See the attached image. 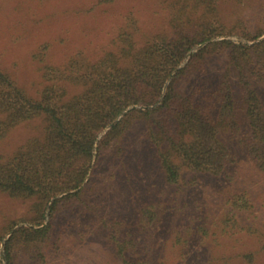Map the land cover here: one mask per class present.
Wrapping results in <instances>:
<instances>
[{
  "label": "trees",
  "instance_id": "obj_1",
  "mask_svg": "<svg viewBox=\"0 0 264 264\" xmlns=\"http://www.w3.org/2000/svg\"><path fill=\"white\" fill-rule=\"evenodd\" d=\"M166 8L164 28L142 31L131 16L95 58L77 50L56 63L41 46L36 95L0 69V141L20 124L41 120L38 135L0 154V193L34 199L35 214L29 228L5 232H11L3 241L7 264H15L13 243L21 237L43 251L57 246L45 215L89 189L105 152L119 157L136 122L166 184L181 190L206 176L216 196L197 193L207 200L177 208L172 227L159 207L136 209L137 236L152 231L147 248L121 221L100 217L121 264H260L264 217L252 219L253 192L236 180L246 164L264 186V23L226 24L218 0H171ZM226 34L252 43L212 40ZM189 77L196 80L182 81ZM136 168L140 175L141 165ZM246 240L253 242L248 249ZM155 247L173 263L152 258ZM44 254L36 257L46 263Z\"/></svg>",
  "mask_w": 264,
  "mask_h": 264
},
{
  "label": "rangeland",
  "instance_id": "obj_2",
  "mask_svg": "<svg viewBox=\"0 0 264 264\" xmlns=\"http://www.w3.org/2000/svg\"><path fill=\"white\" fill-rule=\"evenodd\" d=\"M170 1L0 0V69L14 77L31 95H36L40 77L36 70L35 52L41 46L48 47L50 59L56 63L65 61L77 50L95 58L109 49L112 37L131 16L138 20L142 31L155 32L164 28L169 13L166 7ZM218 12L226 24L242 20L254 29L264 23V0H243L240 3L218 0ZM135 37L142 38L141 34ZM221 39L252 43L227 34L212 40ZM208 60L209 68L214 69L212 59ZM195 80L189 77V80L182 81ZM40 124V119L20 124L6 139L0 141V154H9L31 134L38 135ZM131 130L119 157L105 152L89 189L79 198L61 201L54 213L46 212L44 223H51L57 246L43 251L38 242L30 243L21 237L13 243L15 264H121L114 253L113 243L105 239L107 231L98 223L100 217L101 220L108 218L121 221L122 229L131 231L134 239L139 237L141 247L147 248L153 245L152 231L137 236L133 223L136 209L153 204L159 207L158 210L165 211L166 223L161 222L160 227L164 223L172 227L178 220L175 215L177 208L190 210L199 202L207 200V197H199L197 193L208 191L211 197L216 196L211 185L205 186L210 182L206 176L181 190L166 184L147 146L144 126L136 122ZM138 164L142 167L140 175L136 172ZM127 170L129 178L125 175ZM238 171L237 187L253 192L255 208L252 219L264 217L263 184L250 176L248 172L251 169L246 170V164ZM33 204L34 199L11 198L0 193V237L4 235V239L0 240V264H7L3 241L11 232H5L9 226H13V230L32 226L35 217L31 209ZM159 232L163 238L165 232ZM252 244V241L246 240L243 247L248 249ZM155 248L152 258L166 257L169 263H173L172 255H166L163 251L157 256L158 247ZM38 251L45 253L46 263L38 260ZM259 263L264 264V255L260 257Z\"/></svg>",
  "mask_w": 264,
  "mask_h": 264
},
{
  "label": "water",
  "instance_id": "obj_3",
  "mask_svg": "<svg viewBox=\"0 0 264 264\" xmlns=\"http://www.w3.org/2000/svg\"><path fill=\"white\" fill-rule=\"evenodd\" d=\"M262 38H264V35H263L260 39H262ZM260 39H259V40H260Z\"/></svg>",
  "mask_w": 264,
  "mask_h": 264
}]
</instances>
